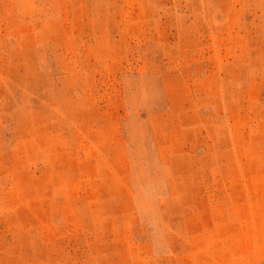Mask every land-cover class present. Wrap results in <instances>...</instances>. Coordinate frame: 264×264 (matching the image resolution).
I'll list each match as a JSON object with an SVG mask.
<instances>
[{
    "label": "rangeland",
    "instance_id": "obj_1",
    "mask_svg": "<svg viewBox=\"0 0 264 264\" xmlns=\"http://www.w3.org/2000/svg\"><path fill=\"white\" fill-rule=\"evenodd\" d=\"M0 264H264V0H0Z\"/></svg>",
    "mask_w": 264,
    "mask_h": 264
}]
</instances>
